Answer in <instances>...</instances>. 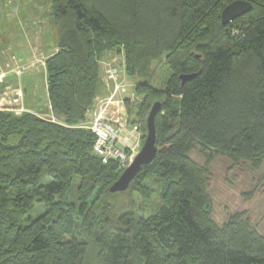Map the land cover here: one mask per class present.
Here are the masks:
<instances>
[{"label":"trees","instance_id":"trees-1","mask_svg":"<svg viewBox=\"0 0 264 264\" xmlns=\"http://www.w3.org/2000/svg\"><path fill=\"white\" fill-rule=\"evenodd\" d=\"M50 1L48 101H34L25 80L28 111L0 110V264H264V236L245 213L218 225L209 193L218 156L255 173L264 166V0H244L252 11L228 26L223 10L242 0ZM109 52L139 81L144 101L130 120L144 142L161 104L158 153L128 190L146 199L148 181L163 185L147 217L134 207L115 218L120 165L104 164L96 136L80 127L101 95ZM161 61L170 78L157 90L148 80ZM187 75L195 77L184 83ZM198 146L206 165L191 157ZM37 206L45 213L29 219Z\"/></svg>","mask_w":264,"mask_h":264},{"label":"rangeland","instance_id":"rangeland-1","mask_svg":"<svg viewBox=\"0 0 264 264\" xmlns=\"http://www.w3.org/2000/svg\"><path fill=\"white\" fill-rule=\"evenodd\" d=\"M51 7L50 0H0V65L7 69L12 64L11 58H16L18 65L15 68L19 67L23 71V76H20L23 77V85L25 80L34 81L35 88H33L31 96L34 101H37L39 96L43 98L44 102L47 100L44 84L46 81L44 62H46L48 55L57 50L55 49L57 37L50 14ZM105 58L109 65L104 67L106 71L105 76L103 74L104 82L101 81L102 83L107 85L109 80L108 69L116 68L119 70L116 84L111 83L112 85L109 87L111 89L110 96L115 87H124L126 90L125 93L118 90L115 98L109 101L108 106L104 107L106 113L110 111L116 116H122L128 120L130 125L137 124L131 123L130 119L133 120L134 113L139 110L144 101V98L139 97L135 92L139 81L128 77L123 55L109 52ZM12 67V73L15 74V68ZM165 67L164 61L153 64L152 76L148 82L157 90H163L169 81L170 74ZM1 72L6 73L8 77V72L4 70ZM7 77L2 84L5 83ZM21 90L24 97V108L26 109L25 85L23 88L21 87ZM5 93H8V97L13 96L6 87L0 93V101L2 97H5ZM128 106L132 109L131 114L128 112ZM100 107L101 105L98 106V111ZM202 149L198 146L191 157L203 166L206 165L207 160ZM209 171H211L209 193L212 197V217L215 222L222 226L228 222L230 216L245 213L251 224L264 236V166L260 172L255 173L246 165L234 168L229 159L218 156L209 167ZM147 185L153 189L151 198L144 199L136 192L129 195L128 191L115 193L111 196L115 218H118L123 212L134 209V207L143 217L154 213V208H157L156 205L161 202L160 191L163 185L159 182L150 183L149 181ZM249 196L251 198L247 199ZM44 211V206H37L30 212L29 219L41 217L45 213ZM27 224L30 222L23 223V225Z\"/></svg>","mask_w":264,"mask_h":264},{"label":"built area","instance_id":"built-area-1","mask_svg":"<svg viewBox=\"0 0 264 264\" xmlns=\"http://www.w3.org/2000/svg\"><path fill=\"white\" fill-rule=\"evenodd\" d=\"M44 66H46V62H44ZM14 72L18 76H23V71L19 67L15 68ZM118 72L119 70L116 68L108 69V88L112 85L111 83L116 82V78L119 74ZM6 77V73H0V84L4 82ZM118 90H121V93L126 92L124 87H115L112 92L113 94L108 97L105 102L100 104L101 107L99 111H96L94 116L95 119L87 121L86 118L85 123L81 124L80 127L92 131L96 136L97 143L94 147L96 156L99 157L104 164H109L110 161H117L120 165V171L123 172L133 164L134 159L142 151L144 138L139 125H130L128 120L124 119V117L122 118V116L114 115V120L106 116V108L104 107L108 106L109 101L115 98L118 94ZM11 94H13L12 97H8V93L4 94L5 97H2L0 101V110L10 111L16 115L26 113L28 109L24 108L22 90L11 91Z\"/></svg>","mask_w":264,"mask_h":264},{"label":"water","instance_id":"water-1","mask_svg":"<svg viewBox=\"0 0 264 264\" xmlns=\"http://www.w3.org/2000/svg\"><path fill=\"white\" fill-rule=\"evenodd\" d=\"M252 9V5L244 0L231 3V5L227 6L221 14L223 25H230L235 20L243 17V15L250 13ZM194 77L195 75H187L183 76L181 79H183L184 83H186L187 81L192 80ZM160 108L161 104L155 103L146 122L147 134L146 140L141 149L142 151L134 159L133 164L122 172L120 179L112 185L110 193L115 194L128 191L131 187V183L140 174L141 169L145 167V165H150L155 160L158 153L156 145L157 130L155 127V120Z\"/></svg>","mask_w":264,"mask_h":264},{"label":"crops","instance_id":"crops-1","mask_svg":"<svg viewBox=\"0 0 264 264\" xmlns=\"http://www.w3.org/2000/svg\"><path fill=\"white\" fill-rule=\"evenodd\" d=\"M19 52H21V51H19ZM19 55V54H18ZM121 56H122V54H120ZM20 57H21V55H19ZM49 56V55H48ZM47 56V57H48ZM106 55L101 59V61H100V70H101V80L103 81V79H104V76H105V68H106V66H108L109 64H107L106 63ZM13 60V61H12ZM47 60V59H46ZM10 62H12V64H11V66H9V68H3L1 65H0V71L1 70H4V71H6V72H8V77H7V79H6V81H5V83L4 84H2V85H0V93H1V91H3L6 87L10 90V91H14V90H19V89H21V87L23 88V77H20V76H17L16 74H14V73H12V69H11V67H12V65H13V67L15 68L18 64H17V62H16V58L15 57H12L11 58V60H10ZM14 63H16V64H14ZM12 67V68H13ZM46 67V66H45ZM105 67V68H104ZM13 68V69H14ZM44 71H45V68H44ZM103 74H104V76H103ZM46 80H47V74H46ZM104 82V81H103ZM45 89H46V96H47V93H48V84H46V81H45ZM111 92V89H109L108 87H107V85L105 84V83H103V85H102V88H101V91H100V96L95 100V104H94V108L90 111V112H88V114L86 115V118H87V121H92V120H94L95 119V114H96V111H98L97 110V108H98V106L102 103V102H105V100H107V98L108 97H110V93ZM42 98V97H41ZM43 99V98H42ZM48 101V96H47V100H46V102ZM47 107L49 108V110H52V107L50 106V105H47ZM48 110V111H49ZM41 116H44V117H49L50 115H41ZM106 116L107 117H109V118H112L113 120L115 119V117H114V114L112 113V112H108L107 114H106ZM53 117V116H52ZM54 118V117H53ZM55 119V118H54ZM85 123V122H84ZM84 123H82V124H84Z\"/></svg>","mask_w":264,"mask_h":264}]
</instances>
